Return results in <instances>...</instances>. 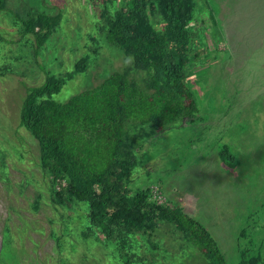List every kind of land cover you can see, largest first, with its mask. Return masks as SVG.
<instances>
[{
  "label": "rangeland",
  "instance_id": "obj_1",
  "mask_svg": "<svg viewBox=\"0 0 264 264\" xmlns=\"http://www.w3.org/2000/svg\"><path fill=\"white\" fill-rule=\"evenodd\" d=\"M196 2L201 39L195 49L203 50L193 59L187 81L199 111L137 147L143 163L130 184L134 189L150 186L152 199L181 206L199 219L228 262L238 264L242 249L264 253V0ZM6 5L24 17L30 11H45L60 13L62 19L47 42L37 47L35 35L24 36L14 23L17 13H0L4 41L0 66L10 68L0 70L2 248L9 228L11 264H58L62 257L66 264H118L105 254L108 249L102 244L83 240L82 219L76 217L84 212L82 207L73 210V220H66L72 206L51 202L49 176L40 167L39 143L20 125L21 108L28 87L41 84L48 74L73 70L76 60L86 54L89 67L54 94L56 100H68L116 70L129 68V75L141 84L146 73L134 68L132 57L119 47L98 39L94 0H7ZM223 144L234 156V167L219 156ZM69 224L77 228L68 231ZM63 234L64 247L59 248ZM161 236L162 247L178 254L180 241L165 226L157 230L156 239ZM190 249L177 260L174 255L170 258L176 264H206L199 251ZM142 250L144 259L153 258ZM157 253L160 264L167 260L161 251Z\"/></svg>",
  "mask_w": 264,
  "mask_h": 264
},
{
  "label": "trees",
  "instance_id": "obj_2",
  "mask_svg": "<svg viewBox=\"0 0 264 264\" xmlns=\"http://www.w3.org/2000/svg\"><path fill=\"white\" fill-rule=\"evenodd\" d=\"M6 1L0 0V13H17L14 23L24 36L35 35L37 47L47 42L61 22L60 13L30 11L24 17L7 8ZM94 1L93 14L102 36L98 39L131 56L133 67L144 70L146 77L141 84L129 75V68L116 70L96 86L66 101L56 100L53 95L89 67L86 54L76 60L73 70L48 74L41 84L28 87L20 125L38 140L40 167L49 176L51 202L63 208L72 206L66 220H73V210L82 207L84 212L76 217L82 219L83 240L102 244L108 249L105 254L118 264H160L155 258L159 251L167 259L161 264H176L190 248L199 251L206 264H230L203 222L181 206L152 199L150 186L134 189L130 184L137 166L143 163L137 147L199 111L187 81L193 59L203 50L195 49L201 39L200 25L196 28V0ZM5 68L10 69L8 64ZM5 68L0 66L2 72ZM219 156L230 167L235 166L228 145L223 144ZM40 198L34 202L36 207ZM70 226L68 231L77 228ZM160 226L180 241L178 254L162 247L164 237H158L161 243L156 239ZM11 236L7 228L2 264L4 260L11 264ZM60 238L58 246L63 248L64 234ZM142 247L152 259L143 258ZM173 255L176 260L170 258ZM62 259L58 264H66ZM238 264H264V253L242 249Z\"/></svg>",
  "mask_w": 264,
  "mask_h": 264
},
{
  "label": "water",
  "instance_id": "obj_3",
  "mask_svg": "<svg viewBox=\"0 0 264 264\" xmlns=\"http://www.w3.org/2000/svg\"><path fill=\"white\" fill-rule=\"evenodd\" d=\"M0 264H2V241L0 240Z\"/></svg>",
  "mask_w": 264,
  "mask_h": 264
}]
</instances>
